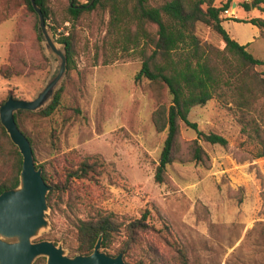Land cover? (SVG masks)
Segmentation results:
<instances>
[{"label": "rangeland", "instance_id": "rangeland-1", "mask_svg": "<svg viewBox=\"0 0 264 264\" xmlns=\"http://www.w3.org/2000/svg\"><path fill=\"white\" fill-rule=\"evenodd\" d=\"M18 1L0 0V64L11 57L22 70L9 78L0 75V103L9 96L32 100L57 66L54 56L48 55L49 61L43 57L35 17ZM51 3L60 25L56 38L73 31L75 66L60 86V108L47 117L22 114L20 128L32 139L37 163H46L56 180H64L66 165L76 169L82 158L93 156L98 166L87 177L75 174L71 190L45 210L44 224L31 241H53L66 255H74L77 217L112 212L125 227L149 210L144 240L173 264H264V156H257L264 108L253 113L261 125L259 135L232 101L216 95L192 107L189 119L204 132L225 136L228 146L201 139L208 159L190 160L197 133L181 122L177 158L168 166V179L158 183L155 171L167 133L156 130L152 114L158 106L170 105L168 88L136 80L142 65L139 51L110 45L107 14H86L72 27L65 20L68 1ZM235 13L239 19H264V1L250 10L239 6ZM221 16L228 32L239 42L254 41L247 49L264 59V30ZM197 31L202 40L224 49L223 39L211 28L199 25ZM256 69L264 73V64ZM127 239L125 231L116 233L112 251Z\"/></svg>", "mask_w": 264, "mask_h": 264}, {"label": "trees", "instance_id": "trees-1", "mask_svg": "<svg viewBox=\"0 0 264 264\" xmlns=\"http://www.w3.org/2000/svg\"><path fill=\"white\" fill-rule=\"evenodd\" d=\"M67 1L65 20L70 21L72 27L86 14L104 12L108 16L105 25L110 45L124 51H139L142 65L136 74V80L146 78L168 88L171 95L170 105H160L152 114L156 130L167 133L155 171L156 182L163 183L168 179V166L177 158L181 122L197 133V137L191 141L190 160L204 163L208 159L207 152L200 144L201 139L212 144L228 146L225 136L216 132H204L196 122L189 119L192 107L204 105L216 95L232 101L243 116L250 117L251 121L248 122L253 124L257 134H261V125L253 113L260 114L264 108V73L256 69V66L264 64V59L254 56L247 49V44H241L225 28L221 15L233 5L234 0L221 3L216 0H164L159 4H154L152 0ZM263 1H240L239 6L250 10L253 8L252 4L259 6ZM35 2L41 8L46 24L57 34L60 25L55 18L51 0ZM18 4L34 15L37 42L44 50L45 37L32 0H20ZM239 21L250 22L264 30L262 18H246ZM199 25H205L218 33L224 41V49L202 40L197 31ZM59 34L56 40L65 43L67 70H71L75 66L73 31L71 29L68 34ZM43 57L49 61L45 51ZM21 73L22 70L11 57L8 63L0 64V75L4 78ZM62 91L63 87H60L51 102L38 111H16L14 116L18 126L20 127L19 117L22 114L33 113L44 117L52 115L61 106ZM27 137L32 144V139L28 135ZM260 143L257 156L261 157L264 156V137ZM92 157L82 158L78 161L76 169H70L67 164L64 180L59 181L49 172L46 163H37L35 156L36 165L42 167L44 180L50 186L47 194L49 206L53 207L57 198L71 190L72 180L77 172H80L79 177L83 178L96 171L98 160ZM22 165L23 155L0 118V193L19 186ZM149 214L150 211L147 210L141 218L129 221L125 227L122 226L125 222L112 212H103L87 218L77 217L74 220L77 244L73 247V254L93 252L102 234V250H107L110 255L123 253L132 264H173L163 259L154 246L144 240V234L150 228L147 223ZM122 230L128 239L112 251L114 236ZM135 251L138 252L137 255L134 254ZM180 254L182 259L183 253ZM46 260L45 256H40L34 264H46Z\"/></svg>", "mask_w": 264, "mask_h": 264}, {"label": "water", "instance_id": "water-1", "mask_svg": "<svg viewBox=\"0 0 264 264\" xmlns=\"http://www.w3.org/2000/svg\"><path fill=\"white\" fill-rule=\"evenodd\" d=\"M32 3L39 14L45 37L44 50L47 55L56 58L57 66L32 100L9 96L0 106L1 122L23 155L19 186L0 193V264H34L40 256L47 258L46 264H131L125 260L123 253L110 255L102 250V234L90 254L66 255L53 241H31V236L44 224L45 210L50 208L47 200L50 186L44 180L42 167H37L32 144L18 126L14 114L20 109L35 111L46 107L60 88L68 69L65 43L56 40L41 8L35 0ZM235 6L233 2V8Z\"/></svg>", "mask_w": 264, "mask_h": 264}, {"label": "built area", "instance_id": "built-area-1", "mask_svg": "<svg viewBox=\"0 0 264 264\" xmlns=\"http://www.w3.org/2000/svg\"><path fill=\"white\" fill-rule=\"evenodd\" d=\"M240 1L253 2V0H234V2L236 3V6L233 8V5H232L230 8L225 9L223 11L224 16L227 18L232 17L237 11L239 5H241L239 4Z\"/></svg>", "mask_w": 264, "mask_h": 264}, {"label": "crops", "instance_id": "crops-1", "mask_svg": "<svg viewBox=\"0 0 264 264\" xmlns=\"http://www.w3.org/2000/svg\"><path fill=\"white\" fill-rule=\"evenodd\" d=\"M254 7H255V6H254ZM239 17H240V16H238V15L235 13L230 19H228V20H226V21L234 20V19H236V20L238 19V20H239ZM247 23L252 24V23H250V22H247ZM223 24H224L225 28L227 29V26H226V24H225V21L223 22ZM260 33H261V30H260ZM231 36L234 38L233 35H231ZM253 42H254V41L246 40V41H241L240 43H241V44H247V46H248V48H249Z\"/></svg>", "mask_w": 264, "mask_h": 264}]
</instances>
